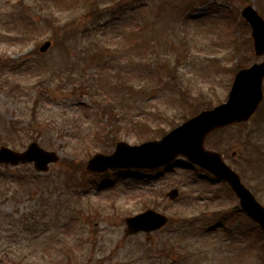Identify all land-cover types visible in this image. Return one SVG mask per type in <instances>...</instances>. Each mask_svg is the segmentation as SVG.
Wrapping results in <instances>:
<instances>
[{"label":"rangeland","instance_id":"374dc122","mask_svg":"<svg viewBox=\"0 0 264 264\" xmlns=\"http://www.w3.org/2000/svg\"><path fill=\"white\" fill-rule=\"evenodd\" d=\"M59 1L67 2V0H48L53 10L64 11L63 8H56L55 5H59ZM132 1L134 0L125 1L126 7L123 6L122 15H118L116 11L113 15L108 10L107 13L110 16L107 23L102 22L107 25L105 28L94 29L90 25V18L80 14L67 25H57L54 35L39 29L36 33H41L42 36L35 41L23 37L25 27L13 26H15V20L25 21L27 16L34 23L38 22L40 26L44 16H47L51 10L46 5L47 1L45 4L41 0H24L22 4H31V7L22 9L15 6L13 13L12 6L18 1L7 3L6 0H0V7L7 9L0 11V17L4 18L3 23H0V56L10 57L16 62L13 66L18 68L9 69L10 78L15 77L21 82L20 87L5 83V87L0 88V91H3L0 93V134L18 141L16 149L10 147L16 151L24 150L36 137L45 141V145L37 141L43 148L55 151L60 156V162L51 166L48 173L39 175L41 177L31 185L22 186L11 178L19 172L36 177L31 168L0 167V188H2L0 220L8 219L6 227L9 230L12 229L9 219L17 220L19 216L30 214L35 203L49 199L53 201L51 208L44 209L47 210L44 213L45 221L48 222V226L51 224L52 230L43 225L39 214L37 228L46 233L39 235L38 238H34V235L27 232L19 234L20 237H17L18 235H5L11 236L10 238L2 237L0 261L3 263L16 260L20 264H211L217 262L215 251L221 249L223 253L229 243H225L229 241V238L220 235V228L229 229L230 224L231 234L235 235L233 238L236 240L241 231L238 228L244 229L245 226H249L247 218L242 215L235 218L228 216L231 209L238 206L237 200L224 187L208 180L206 173L197 176L193 168L183 159H177L178 165L171 172L162 170L119 172L113 174L117 178L116 181L113 180L112 174H108L106 180L93 179L70 166L71 162L73 165L85 164L91 156L100 152L88 134L92 132L94 122L102 125V118L96 115L95 108L99 105L98 102L105 100L106 95V102L108 97L113 98L117 106H122L123 110L129 111V115L136 116L154 127L158 125L167 127L168 125L165 124L168 120L164 119V116H171L175 111L172 104L174 95L171 96V93L163 91L160 96L151 88H147V94L139 91V88L143 87L142 79L145 74L140 77L138 72L127 71L126 68L129 69V66H124L123 57H121L122 61L118 62L122 68L110 65L100 69L96 68L93 62L83 65L82 58L90 56L83 55L82 50L78 48L80 46L89 48L95 38L97 42L100 40L102 44L106 43L103 59L108 60L110 57L114 58L113 53L107 52L115 49V43H124L120 46L122 50L125 47L127 54L123 53L122 56L129 57V53L137 55L144 52L145 47L142 43L145 39L152 41L154 38H162L158 44H155L153 59L157 64L163 62L161 60L163 59L165 61L163 63L170 68H176V83L165 86L168 91L176 90L179 86L192 95L203 93L214 99L216 103L214 105L221 100L225 101L227 97L233 77L224 70V67L230 68L237 62V58L231 54L232 43L230 46L225 42L227 38L229 39L227 33L235 20L233 15H237L241 8L238 0H214L203 7L193 9L195 16L203 14L199 17L200 19L190 15L192 11L184 17L186 20L184 18L181 20V16L179 18L174 15V10L160 17L154 6L152 9L148 8L149 5L132 9ZM158 1L160 3L162 0ZM248 1L254 6L259 5L258 0H244L245 3ZM35 5L40 6L42 11L35 10ZM227 8H232V13L227 12ZM220 11H226L220 14L222 20L219 16ZM55 15L60 16L57 13ZM66 16L63 17L64 21ZM46 40L51 42V46L47 52L40 54L39 46ZM178 40L181 41L177 43ZM184 41H188L185 42L189 43L188 47L191 45L188 51L191 53L190 56L185 53L178 55L166 49L168 45L176 47L180 44L178 48L183 51ZM37 43H39L38 47H36ZM133 44L140 45L133 47ZM244 45L248 46L247 43ZM241 52L245 55L242 59L243 65L249 66L262 60V58H255L249 47H243ZM176 60H180V63L176 64ZM19 63H27L32 67H20ZM72 63L82 66L81 74L83 75H79L75 80L76 83H80V86H85L83 88L85 95L70 96L71 89L66 85L61 86L68 77L63 68ZM79 69L80 67H73L76 73ZM44 70L47 73L44 72L42 75L44 82L39 86L37 76ZM100 70L105 72L102 73L100 82H103L106 95L102 94L101 88L94 87ZM60 78L64 81H60ZM95 85L98 86L97 82ZM44 91L46 92L41 97ZM37 99L39 102L33 110ZM96 111H99V108ZM34 112L35 118L32 117ZM46 124L49 126L47 127ZM240 133H249L250 141L257 144L259 154L263 156L253 155L250 158L252 153L249 152L252 148L249 152L245 151L243 139H238L241 136ZM224 134L225 141H222L219 151L223 154L226 163L244 177L242 181L245 186L264 206V108L255 119L244 125L226 128ZM215 140L211 137L206 142V147L211 149L210 142L212 144ZM126 142L130 145L135 144L130 138L126 139ZM226 147H229L227 152ZM112 150L113 148H110L109 153ZM232 152L236 154L234 157L231 156ZM246 157H249L250 161H246ZM13 171L15 173H12ZM87 181L93 183L87 184ZM42 184H47V188L49 187L46 188L47 194L43 195ZM17 186L21 188L20 193L16 191ZM76 187H79L78 191H73ZM174 187H178L184 196L179 197L176 202H170L166 197L164 199L163 194L165 195ZM28 188L34 190L30 195L26 191ZM54 188L59 189V194L66 193L69 198L63 195L65 198L58 200V191ZM50 190L56 191L52 197L48 194ZM148 196L155 202L147 204L140 202L143 197ZM58 203H60L59 206ZM61 204H63L62 207ZM146 209H154L173 218V225L148 235L139 233L124 236L126 228L124 219ZM37 211H40L39 208ZM222 213L226 215L228 222L221 219ZM71 215L76 216L74 224L79 226V234L76 229L73 233L72 229L67 231L65 225L57 229L53 228L58 225V222L60 224L66 222V218ZM219 219L222 224L217 223ZM29 223L31 230L33 224L31 221ZM249 234L254 237L255 246L260 245L256 239L257 232L249 231ZM79 240L84 247L69 251V256H64V251L58 252L61 242L67 241L76 245ZM255 250L248 252L252 262H256L253 259ZM43 252L45 258L41 259ZM210 254L212 259L208 260ZM60 256L62 260L57 259ZM241 262L239 260L234 264H241Z\"/></svg>","mask_w":264,"mask_h":264},{"label":"water","instance_id":"95a60500","mask_svg":"<svg viewBox=\"0 0 264 264\" xmlns=\"http://www.w3.org/2000/svg\"><path fill=\"white\" fill-rule=\"evenodd\" d=\"M243 15L252 26L254 52L261 56L264 54V22L251 8H245ZM48 45L45 44L41 50H46ZM263 79L264 61L250 69L239 71L226 104L211 111L201 112L159 142H148L135 147L119 143L111 156L93 157L87 163L86 170L101 173L108 168L156 169L170 164L177 156H183L228 183L239 198L242 211L257 221L264 232V209L240 183L239 177L224 165L219 154L203 149L204 139L208 133L228 124L247 121L253 115L262 100ZM57 160L54 153L45 152L34 143L22 154L6 148L0 149V163L33 161L36 170L39 171H46L47 165ZM168 196L175 199L177 191L172 190ZM126 223L127 233L151 232L163 227L167 219L153 211H147L127 219Z\"/></svg>","mask_w":264,"mask_h":264},{"label":"trees","instance_id":"16d2710c","mask_svg":"<svg viewBox=\"0 0 264 264\" xmlns=\"http://www.w3.org/2000/svg\"><path fill=\"white\" fill-rule=\"evenodd\" d=\"M78 1V0H77ZM82 1V8L87 13H92L95 11L97 1L98 0H81ZM260 10L264 12V6H259ZM82 10V11H83ZM59 20V19H58ZM45 24H48L47 26H53L51 24V19L46 18ZM99 63H102V60L99 59ZM147 69L145 71V76L142 79V82H144L146 85L150 84L153 87H159L162 83V75L160 74L161 71H155L153 69H150L149 66H147ZM168 76L172 78L175 74V72H172L168 68ZM180 96H181V105H180V111L178 112V116L180 119H185L187 116L193 115L197 113L199 110L204 108H210L212 106V100L206 96H199V97H191L190 94H188L185 90H178ZM121 109H115L114 106L111 104H104L101 108V115L106 118V126L105 128H99L95 131L93 134L94 140L97 139V141L102 137H107L108 135H112L111 139H118L121 132L124 130L126 131V135H135L138 139H140L142 136L146 138H154L158 133H160L159 129H152L150 127H147V125L139 126L138 124L134 123L130 119H128V116H126V113L123 114ZM11 140V139H10ZM0 141H3V138L0 136ZM103 145V143H102Z\"/></svg>","mask_w":264,"mask_h":264}]
</instances>
